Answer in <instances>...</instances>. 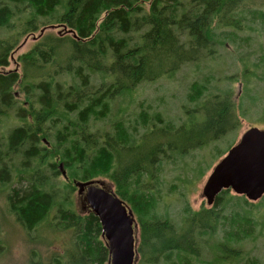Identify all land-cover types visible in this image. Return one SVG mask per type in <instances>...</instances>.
<instances>
[{"label": "trees", "instance_id": "16d2710c", "mask_svg": "<svg viewBox=\"0 0 264 264\" xmlns=\"http://www.w3.org/2000/svg\"><path fill=\"white\" fill-rule=\"evenodd\" d=\"M246 32L264 53V0H0V69L34 40L14 59L17 67L0 71V187L7 210L28 235L37 234L34 241L41 231L69 239L45 264L108 262L98 218L89 208L78 212L73 200L74 182L96 180L133 213L135 264H205L202 251L211 243L214 263L243 258L242 241L264 231V214H254L264 196L255 204L223 190L210 208L194 211L185 203L174 222L157 212L160 174L164 162L235 133L245 118L243 98L264 101V74H255L263 56L251 64L236 54L240 79L223 78L241 82L239 105L231 91H211L212 77H204L187 95L190 117L201 113V120L175 121L141 108L133 122L101 124L116 99L187 65L214 61L218 48ZM257 120L264 123V103ZM201 173L200 167L193 174ZM32 254L33 264H43Z\"/></svg>", "mask_w": 264, "mask_h": 264}, {"label": "rangeland", "instance_id": "374dc122", "mask_svg": "<svg viewBox=\"0 0 264 264\" xmlns=\"http://www.w3.org/2000/svg\"><path fill=\"white\" fill-rule=\"evenodd\" d=\"M45 32L56 33L57 30L48 28ZM247 35L254 36L249 32L238 34L236 43L227 44L225 50L218 48V58L214 61H201L197 64L198 69H195L193 65H187L181 68L173 78L164 77L153 83L143 84L130 96L125 95L120 99H116L111 105V112L108 118L101 125L108 129L113 122L120 118L133 122L134 115L138 114L141 108L146 109L150 113L152 111L158 112L165 119L181 121L184 118L186 122L188 118L201 120L203 118L201 113H196L190 117L187 107H192L193 105L188 102L187 95L190 84L193 81L202 80L204 77H212L210 81L211 91L217 93L219 90H229L232 92V101L234 104L239 105L240 97L243 95L241 82L238 79L233 82L225 81L223 78L235 76L240 79V63L238 62L239 59L235 58L236 54L241 58L248 57L250 62H252L251 64L260 62L261 56L264 57V53L260 51L258 39L247 41L245 40ZM33 43L34 40L32 38L24 42L18 51L15 52L9 66L0 69V71L6 72L17 67L14 59L25 53ZM250 69L253 68L250 67ZM255 74H264V65L256 70ZM257 81L252 79L251 86L254 91L257 90ZM260 85L264 84L260 83ZM254 91L252 94H254ZM15 93L16 95L18 94L17 91ZM247 99L243 98L242 101L243 109H245V118L240 122V127L235 133H228L220 140L204 148V150L196 151L182 159L174 160V163L164 162L162 164L160 174L162 183L160 187L161 199L158 203V214H166L172 221L178 222L180 220V211L185 203L194 211H197L202 206L210 208L206 205L202 189L212 168L227 153L231 145L233 146L239 142L241 135L245 131L252 127L264 130V123H258L259 121L257 120V115L264 103L263 99H257L253 105ZM219 152L223 153L220 157L218 155ZM200 167L203 173L199 175L193 174ZM191 177L192 181H188ZM18 187V185H13L11 188ZM0 189L2 188L0 187ZM229 193L236 196L231 190H229ZM6 195L7 191L5 189L0 190V264H33L34 255L32 251L37 252L41 262L45 264L53 253L61 252L63 246L68 244L69 239L62 235L49 236L50 233L41 231L39 233L41 234L40 239L34 241L33 238L37 234L28 235L7 210ZM73 195L77 211H87L88 207L85 200H81L77 196V188ZM260 200L255 202V204L259 203ZM254 214L263 215L264 208L257 209ZM222 235L220 232L215 237L214 242L221 241ZM48 241L52 242V244L48 245ZM212 246L213 243H211V247L203 248L201 260L205 264L207 262H209L208 264H264V231L253 240L245 239L242 241L240 248L243 252V258L234 263H214L216 253L212 250Z\"/></svg>", "mask_w": 264, "mask_h": 264}, {"label": "water", "instance_id": "95a60500", "mask_svg": "<svg viewBox=\"0 0 264 264\" xmlns=\"http://www.w3.org/2000/svg\"><path fill=\"white\" fill-rule=\"evenodd\" d=\"M59 170L64 177L61 165ZM74 186L77 195L84 194L89 210L99 220L108 251L107 264H135L137 224L131 209L105 181L74 182ZM223 190H231L251 203L264 195V130L252 127L245 131L212 168L202 189L206 205L211 207Z\"/></svg>", "mask_w": 264, "mask_h": 264}, {"label": "flooded vegetation", "instance_id": "af4514ba", "mask_svg": "<svg viewBox=\"0 0 264 264\" xmlns=\"http://www.w3.org/2000/svg\"><path fill=\"white\" fill-rule=\"evenodd\" d=\"M77 196H79V198L82 200V199H84V194H81V195H77ZM88 207V206H87Z\"/></svg>", "mask_w": 264, "mask_h": 264}, {"label": "bare ground", "instance_id": "6f19581e", "mask_svg": "<svg viewBox=\"0 0 264 264\" xmlns=\"http://www.w3.org/2000/svg\"><path fill=\"white\" fill-rule=\"evenodd\" d=\"M96 181H103V180H96ZM261 198H262V197H261ZM261 198H260V199H261ZM135 234H136V233H135ZM136 236H137V235H136Z\"/></svg>", "mask_w": 264, "mask_h": 264}]
</instances>
